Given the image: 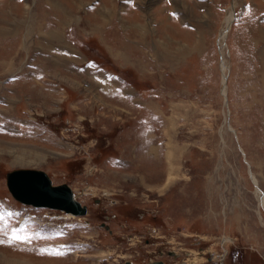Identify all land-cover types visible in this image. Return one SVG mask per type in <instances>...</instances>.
<instances>
[{
    "label": "rangeland",
    "instance_id": "1",
    "mask_svg": "<svg viewBox=\"0 0 264 264\" xmlns=\"http://www.w3.org/2000/svg\"><path fill=\"white\" fill-rule=\"evenodd\" d=\"M157 261L264 264V0H0V264Z\"/></svg>",
    "mask_w": 264,
    "mask_h": 264
},
{
    "label": "water",
    "instance_id": "2",
    "mask_svg": "<svg viewBox=\"0 0 264 264\" xmlns=\"http://www.w3.org/2000/svg\"><path fill=\"white\" fill-rule=\"evenodd\" d=\"M5 187L11 197L21 204L58 210L74 216L86 213L66 183L53 184L40 169L16 168L5 173ZM150 264H162L160 261Z\"/></svg>",
    "mask_w": 264,
    "mask_h": 264
},
{
    "label": "bare ground",
    "instance_id": "3",
    "mask_svg": "<svg viewBox=\"0 0 264 264\" xmlns=\"http://www.w3.org/2000/svg\"><path fill=\"white\" fill-rule=\"evenodd\" d=\"M229 22H230V20L228 19V20H227V24H229ZM224 36H225V32H223L222 35H221V38H220V39H221V44H222V40L224 39ZM252 179L255 180V178H254L253 176H252ZM255 181H256V180H255ZM257 192H258V190H257ZM258 193H259V192H258ZM259 194H260V193H259ZM259 194H258V195H259ZM73 196H74V194H73ZM74 198H75V196H74ZM259 200H260L261 206H263L262 195H260V199H259ZM36 208H40V207H36ZM47 209H48V208H47ZM57 211H58V210H57ZM86 213H87V211H86ZM86 213H85L84 215H86ZM64 214H67V213H64ZM67 215H69V216H74V215H70V214H67ZM84 215H81V216H84Z\"/></svg>",
    "mask_w": 264,
    "mask_h": 264
}]
</instances>
